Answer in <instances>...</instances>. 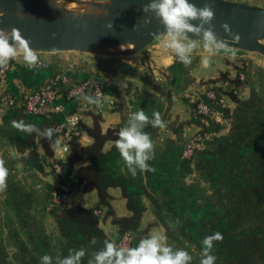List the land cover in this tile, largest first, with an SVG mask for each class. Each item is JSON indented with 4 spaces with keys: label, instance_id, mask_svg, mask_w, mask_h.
Returning <instances> with one entry per match:
<instances>
[{
    "label": "crops",
    "instance_id": "obj_1",
    "mask_svg": "<svg viewBox=\"0 0 264 264\" xmlns=\"http://www.w3.org/2000/svg\"><path fill=\"white\" fill-rule=\"evenodd\" d=\"M69 3L77 6V3ZM165 39L149 48L148 57L142 52L115 57L119 64L118 67L113 65L115 72L126 86L122 96L114 79L107 78L102 71L92 70L89 77L104 81L105 96L89 109H82L81 104L86 101L83 97L68 100L63 96L60 97L63 111L52 117L33 116L18 107L0 105V159L5 161L9 173L7 189L0 192V252L3 253L0 256L4 263L40 264V257L46 254L55 258L66 256L73 249L98 251L105 240L115 242L122 232L128 231L135 246L149 235L165 236L169 245L190 252L192 264H199L205 226L201 208L203 182L195 176L194 169H189L181 150L187 141L197 138L201 126L211 128L200 124L185 94L194 89L201 91L219 74H201L200 65L209 57L202 43L193 50L191 65L185 67L171 50L163 47ZM35 52L39 60L45 62V66L40 67L44 71L39 72L41 77L45 73L44 82L39 75L26 77L25 82L35 84L40 81L44 84L50 80V73L54 75L58 71L68 73L72 81L80 80L88 63L100 58V55L77 51ZM103 57L101 62L111 61H107L110 57ZM144 58H149L153 69L141 66ZM11 61L8 89L14 95L21 93V87L32 90L17 77L18 72L14 73L16 63L27 66L23 58ZM236 101L240 102L239 98ZM215 107L222 109L219 103ZM139 109L150 117L153 111L159 112L164 126L144 129L155 145V158L149 161L154 171L137 170L133 177L113 142L128 114ZM75 112L82 115V134L70 143L64 167L74 188L68 202L51 206L49 197L54 175L39 155H52L57 136L54 131L51 140L35 132L27 134L13 127V121L23 120L37 129H53L65 115ZM226 129L224 126L212 128L215 130L213 140L217 138L221 142L227 135ZM233 132L237 137L240 133L244 136L243 129L237 125ZM230 139L228 137L232 151L237 142ZM144 205L147 209L141 213ZM94 209L101 213L95 215ZM87 259L86 255L83 264H87Z\"/></svg>",
    "mask_w": 264,
    "mask_h": 264
},
{
    "label": "flooded vegetation",
    "instance_id": "obj_2",
    "mask_svg": "<svg viewBox=\"0 0 264 264\" xmlns=\"http://www.w3.org/2000/svg\"><path fill=\"white\" fill-rule=\"evenodd\" d=\"M163 38V35L160 36L140 52L148 57L149 48ZM199 43L202 42L197 40V44ZM248 54L249 52L232 54L237 56L236 72L245 73L242 83L238 81L236 73L232 77L219 73V77L211 79L201 91L194 89L190 92V95L198 98L200 92L213 90L216 98L224 97L225 102L219 103L221 111L216 108L222 117L221 122H209L207 118L201 117L196 112L194 100L187 98L193 105L195 115L200 118V124L211 128L201 126L200 132L196 134L197 138L191 140L195 144L191 157H181L203 182L201 208L205 226L203 225L201 239L215 232L223 236L222 241L214 243L212 254L217 258L215 264H264V66L252 61ZM103 56L105 55H100V58L92 62L103 64ZM107 57H110L107 61H111L104 64L115 71L113 65H119L115 57L119 56ZM148 60L149 58L141 60V66L153 69ZM252 64L256 65L253 72L250 69ZM92 70L101 72L99 69ZM217 83L220 84L219 87L216 86ZM131 95L133 96L132 93ZM237 98L240 102H235ZM228 119H238L240 122L233 120L230 123ZM235 125L243 129L244 136L241 133L239 137L234 134ZM215 126L227 127V135L222 138L223 144L217 138L214 139L215 142L213 140L215 130L212 131V128ZM228 137L232 138L230 142L236 140L235 150L230 151ZM2 260L0 256V264H10ZM17 264L24 263L18 261Z\"/></svg>",
    "mask_w": 264,
    "mask_h": 264
},
{
    "label": "water",
    "instance_id": "obj_3",
    "mask_svg": "<svg viewBox=\"0 0 264 264\" xmlns=\"http://www.w3.org/2000/svg\"><path fill=\"white\" fill-rule=\"evenodd\" d=\"M77 3L69 8L68 3ZM149 0H0V28L11 31L17 28L23 38L30 41L34 51H77L93 55L125 56L144 50L163 35L164 26L143 7ZM197 7L210 3L215 10L212 21L217 36L229 46L232 54L254 52L264 57V7L235 0H190ZM151 18V20H147ZM111 24V28L107 25ZM228 25V30L224 25ZM189 38L196 37L189 34ZM119 44L131 45L120 51L109 48ZM92 69H99L112 77L122 96L125 87L118 74L99 62L86 67L82 79L88 78ZM23 71H25L23 73ZM44 71L40 67L15 64L14 73L28 88L43 84ZM39 75L43 82H25L30 75ZM53 73L48 77L52 78ZM68 74V73H67ZM10 74L7 73L9 86ZM120 89V90H119ZM15 94V93H14ZM69 178V177H65ZM147 206L141 210L144 213ZM148 226V224H146ZM151 225V224H150Z\"/></svg>",
    "mask_w": 264,
    "mask_h": 264
},
{
    "label": "clouds",
    "instance_id": "obj_4",
    "mask_svg": "<svg viewBox=\"0 0 264 264\" xmlns=\"http://www.w3.org/2000/svg\"><path fill=\"white\" fill-rule=\"evenodd\" d=\"M143 11L146 14L151 13L164 26L163 36L166 39L163 47L171 50L185 67L192 63L191 54L198 46L197 40L202 42L204 52L208 56L230 50L214 31L212 21L215 18V10L210 3L206 2L203 7H197L190 0H149ZM2 15L0 12V16ZM147 20L150 21L151 18ZM107 27L111 28V24ZM223 27L228 30V25ZM189 34L196 39H189ZM20 57L29 67H35L39 63V57L30 47V41L23 38L17 28L13 27L11 31L0 28V68L7 67L10 60ZM208 63L205 58L204 66ZM83 99L89 103H98V98L91 96H85ZM148 126H164L159 112L153 111L150 117L143 109L132 111L128 114L124 126L120 128L118 138L113 142L133 177L137 175V170L154 171L149 161L155 158V145L151 135L144 131ZM13 127L27 134L35 132L44 139L51 140L53 136V129H37L35 125L23 120L13 121ZM8 174L5 161L0 159V192L7 189ZM222 240L223 236L219 232L203 238L199 264H215L217 258L212 254L214 243ZM86 255L87 264H192L193 261V256L185 248L173 247L167 243L165 236L152 234L140 239L134 247L105 240L103 247L98 251L73 249L68 255H57L55 258L46 254L40 257V264H83Z\"/></svg>",
    "mask_w": 264,
    "mask_h": 264
},
{
    "label": "built area",
    "instance_id": "obj_5",
    "mask_svg": "<svg viewBox=\"0 0 264 264\" xmlns=\"http://www.w3.org/2000/svg\"><path fill=\"white\" fill-rule=\"evenodd\" d=\"M37 67H44L45 62L39 60ZM12 67L10 60L7 67L0 68V105L5 107H18L27 114L33 116L52 117L63 111L60 103V97L63 96L68 100L78 97L91 96L101 101L105 96V83L99 77H88L72 81L69 75L64 71L55 72L49 81L33 90L20 88V94L14 95L7 86V73ZM237 79L241 83L245 79V73H237ZM61 88L63 89L61 91ZM236 93V90L234 91ZM186 98L194 100L196 112L203 118L212 119L215 122H221L220 112L213 106V103L224 101V97L216 98L213 90L200 92L198 98L190 93L185 94ZM229 102V100H227ZM89 103V102H88ZM87 101L81 104L83 110L89 109L95 103ZM81 112H75L65 115L63 120L56 123L53 127L54 134L57 136L59 143L53 149L52 155H39L41 160L54 175V184L49 197L51 206L62 205L70 199L74 182L64 177L63 163L70 152V143L81 137L80 128ZM195 144L192 141L185 143L181 150L183 158H190ZM93 213L99 215L101 211L94 209ZM117 245L133 246V237L130 232L124 231L115 240Z\"/></svg>",
    "mask_w": 264,
    "mask_h": 264
},
{
    "label": "rangeland",
    "instance_id": "obj_6",
    "mask_svg": "<svg viewBox=\"0 0 264 264\" xmlns=\"http://www.w3.org/2000/svg\"><path fill=\"white\" fill-rule=\"evenodd\" d=\"M246 2H254L256 3L255 5H259V6H263L264 7V0H244ZM68 7L69 8H74L73 6H71L70 3H68ZM190 39V38H189ZM193 39V38H191ZM264 42V40H263ZM228 49H230L227 52L221 51L216 55H212L209 57H206L209 61L207 66L204 65H200L201 68V74L203 76H212L215 73H224L227 74V76H234L236 72L235 66H237V59L236 57H234V55H232V49L227 46ZM258 54V53H257ZM256 53H251L249 52V57L252 59V61H254L255 63L258 62L260 65L264 66V57L261 55H257ZM229 61V63H228ZM251 72L254 71V69H256V65L252 64L251 67ZM217 76V75H216ZM221 79V78H220ZM83 104V103H82ZM42 117V116H39Z\"/></svg>",
    "mask_w": 264,
    "mask_h": 264
},
{
    "label": "bare ground",
    "instance_id": "obj_7",
    "mask_svg": "<svg viewBox=\"0 0 264 264\" xmlns=\"http://www.w3.org/2000/svg\"><path fill=\"white\" fill-rule=\"evenodd\" d=\"M131 45H124V44H119L117 45L116 47H113V48H109L110 51H120V50H123V49H127V48H130Z\"/></svg>",
    "mask_w": 264,
    "mask_h": 264
},
{
    "label": "trees",
    "instance_id": "obj_8",
    "mask_svg": "<svg viewBox=\"0 0 264 264\" xmlns=\"http://www.w3.org/2000/svg\"><path fill=\"white\" fill-rule=\"evenodd\" d=\"M65 163H66V162H65ZM65 163H63V173H64V177L66 176V175H65V171H64ZM73 187H74V186H73Z\"/></svg>",
    "mask_w": 264,
    "mask_h": 264
}]
</instances>
